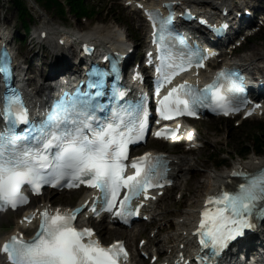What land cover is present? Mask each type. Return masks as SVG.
Returning <instances> with one entry per match:
<instances>
[{
  "label": "snow or ice",
  "instance_id": "6c2138e0",
  "mask_svg": "<svg viewBox=\"0 0 264 264\" xmlns=\"http://www.w3.org/2000/svg\"><path fill=\"white\" fill-rule=\"evenodd\" d=\"M143 7V5H139ZM171 9L172 5H166ZM191 15L190 10L187 12ZM154 28L156 42L163 49L165 37L177 34L173 26V14L163 17L156 10H148ZM183 15V14H182ZM202 19V18H201ZM207 23V21H202ZM228 28L224 23L216 31ZM187 47V46H186ZM165 57L162 56V60ZM206 59L199 51L188 49L181 54L179 62L163 63V83L170 84L172 78L185 68L197 65ZM158 68V71L161 70ZM10 71L9 61H5L0 72ZM228 70L218 74L217 80L206 84L203 89L184 81L171 87L159 102L162 117L187 113L196 115L200 106L220 111H238L233 107L237 95L244 92L242 81L228 75ZM100 79L91 82L92 88H103V73ZM221 78L229 82L227 93L222 91ZM111 94L119 99L126 91L113 86ZM103 93L73 95L66 94L49 112L47 120L32 124L22 95L13 93L6 96L4 118L8 121L6 130L0 132V208H17L28 203L25 186L40 194L45 185L53 187H79L80 184L99 190L96 201L103 197L104 210L115 217L127 220L139 215L143 199H147L150 188L159 186L165 179L166 167L160 157L149 158L150 154L132 161L135 171L126 174L128 167L129 144L133 139H142L146 131L148 109L136 105L126 108H112L108 118L98 114L104 109L97 97ZM136 123L133 125L132 121ZM25 123L31 125L30 131L37 133L31 140L19 136L15 128ZM158 136L174 135V130L158 131ZM163 168V171H162ZM244 175L245 182L234 192L223 191L210 196L208 203H215L214 211L205 208L200 226L196 229L202 247L210 248L213 255H220L230 242L246 235L253 229L254 218L264 222V170L256 174ZM165 182H168L165 179ZM124 192L121 198V193ZM141 199L133 204L134 198ZM92 211L98 214L97 204L90 203ZM86 210V209H85ZM81 209L54 212L45 208L40 217L39 230L34 237L25 239L22 234L13 235L2 245L11 264H122L127 259V249L122 241L104 246L93 239L94 229L78 228L77 220ZM35 213L24 220L35 219ZM205 262L209 257H201Z\"/></svg>",
  "mask_w": 264,
  "mask_h": 264
},
{
  "label": "rangeland",
  "instance_id": "374dc122",
  "mask_svg": "<svg viewBox=\"0 0 264 264\" xmlns=\"http://www.w3.org/2000/svg\"><path fill=\"white\" fill-rule=\"evenodd\" d=\"M257 1L258 0L254 2ZM26 2L35 20L31 28H35V26L47 22L67 30L75 32L82 31L84 33L95 31L97 27H101L107 31L119 29L126 34V39L128 41H132L141 35L138 29L139 24L135 20L140 14L132 13L130 9L124 7L123 2L119 0H86V6L89 10H93L94 8L98 9L92 15L88 14L86 18H77L73 15L61 17L56 13L55 8L44 10L39 8L33 0H26ZM242 2L245 1L243 0ZM27 21L30 22L29 20ZM0 27L6 28L11 43L18 48L19 55L29 51L33 54L25 58L21 55V58L30 63H33V59L34 69L37 71L39 70L40 74H45L48 69V63L52 60L51 55L53 54L50 53V49L45 42H43L44 45L40 47L36 40L28 42V36L24 35V39L21 42L13 38L14 36L15 38L18 37L17 34L21 30V20H19L18 12L13 7L11 0H0ZM245 46L246 49L242 54L244 56L252 55L257 65H264V41L261 40L259 35H256L253 39L248 41ZM24 67H26V64H24ZM253 136L258 137L260 143H262V152L256 155L263 156L264 122L251 120L243 123L240 127H235L233 122L210 121L208 123H200L198 143L202 145V140H204L205 144L200 146L199 149L194 151L191 155L186 156V159L193 168L189 170V173L184 179H189L190 183L181 187H179V185L177 187H171L165 191L166 194L157 203V205L159 204L158 211L163 210L161 217L164 218L165 221L169 220V222L174 220L185 210L187 204L191 203L195 205L201 197L203 189L193 192L190 189L193 188L196 182H207V177L210 176L209 174L213 170L220 172L229 167L233 161L240 158L244 159L254 154L256 144L253 140ZM149 147L157 150H164L172 154H180L181 152L179 147L171 145L160 146V144H157L156 146L151 145ZM242 150H246L247 154L242 155ZM175 182L180 184L179 180H175ZM77 195L73 198H65L62 203L68 204L69 206L76 204L80 198V196ZM53 198H55V196ZM16 221L17 215L14 214L0 216V239L13 230ZM155 225H159V227L160 225L165 226L166 229L162 231V236L165 232H169V228L171 227V225L165 224L164 221L159 222V224L155 222H136L133 227L129 229L132 233H134L135 229L139 231L136 238H134V236L132 237V245L135 246V241L139 238L148 239V236L153 233L151 232L153 228H155V230L158 229ZM96 226L98 230L99 225L96 224ZM108 231V229H105V234H100L104 242H109L111 239L120 237V235H111ZM160 235L161 233L157 235L155 239V243L159 245ZM167 244L170 243L167 242ZM149 246H151V244ZM145 263L146 262H144V264Z\"/></svg>",
  "mask_w": 264,
  "mask_h": 264
},
{
  "label": "bare ground",
  "instance_id": "6f19581e",
  "mask_svg": "<svg viewBox=\"0 0 264 264\" xmlns=\"http://www.w3.org/2000/svg\"><path fill=\"white\" fill-rule=\"evenodd\" d=\"M177 5L183 4V5H192L194 8L202 9L203 11H209V8H204V4H211L212 6H226L228 1L230 0H174ZM212 8V7H211ZM140 28L142 29L144 27V23L142 20H140ZM45 31V37L43 40L49 43V46L54 48L55 50H64L63 48L67 46L69 42L74 41H81V42H90L93 45H96V47L104 48L102 50H110V49H123L124 51H127L129 47L124 45L125 38L123 37V33L117 31V30H105L100 27H97L95 31L84 33L82 31L80 32H74L70 30H66L64 28H61L59 26L44 23L41 26V29L38 33V35ZM4 35L0 37V40H2ZM61 40L63 41L62 44H59L57 41ZM82 54V53H80ZM239 62H243L244 64H251L254 63L255 59L251 56H247L246 58H242L238 60ZM31 94V99H35V95ZM264 163V155L263 156H255V155H249L246 158L235 160L233 164H239L243 168L247 167H254L258 164ZM169 164H170V176L173 179H182V182H180V185H187L190 183L189 180L183 179L184 174L189 173V170L193 168L188 160L181 156H169ZM229 171L222 170V171H216L213 170L210 172V176L207 177V182L204 181H198L193 185V188H190L193 191H200L203 189V192L205 193H212L217 187H220L221 185H229V181H231L229 177ZM177 184V183H176ZM76 192H70L68 194H65L66 196H69V198L75 196ZM86 199V194H83L79 200V202ZM62 198L60 199V201ZM200 199L198 200L197 205L200 203ZM49 200H42V205H48ZM78 202V203H79ZM187 207H185V210H183L177 219L174 220V231L169 238L172 240V247L175 250L176 247H179V250L176 253L185 252L188 250L190 245V234H188V229L190 228V225L192 224V219L195 214V205L187 204ZM159 206H155V201L148 204L147 212L151 215V217L154 216V219L159 220L161 218L162 211H158ZM161 209V208H160ZM163 209V208H162ZM148 214V213H147ZM27 227L26 225H20L19 222L15 224L13 228V232H22V230H25ZM105 231V228L103 226H100L99 233H103ZM119 233V232H118ZM114 234V232H112ZM259 234V233H258ZM158 235V234H157ZM3 240V239H1ZM1 242V241H0ZM148 243H153L152 239L148 240ZM1 244V243H0ZM180 244V245H179ZM131 245V244H130ZM0 264H5L4 261H1Z\"/></svg>",
  "mask_w": 264,
  "mask_h": 264
},
{
  "label": "trees",
  "instance_id": "16d2710c",
  "mask_svg": "<svg viewBox=\"0 0 264 264\" xmlns=\"http://www.w3.org/2000/svg\"><path fill=\"white\" fill-rule=\"evenodd\" d=\"M37 4L40 6L44 7L45 9H50V8H56L57 12L60 13L61 15H66V6L69 8L70 12L75 15H80L85 14L87 11L85 6H84V0H65L66 6L62 5L59 3L58 0H34ZM13 6L17 9L19 13V18L26 16V17H31L28 13V9L25 4V0H12ZM24 26L26 24L22 22ZM27 27V26H26ZM253 140L255 142V150L257 152L262 151V143H260V140L258 137L254 136Z\"/></svg>",
  "mask_w": 264,
  "mask_h": 264
}]
</instances>
